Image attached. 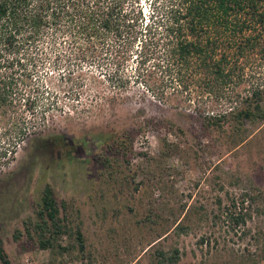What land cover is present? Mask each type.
Segmentation results:
<instances>
[{
    "label": "rangeland",
    "instance_id": "374dc122",
    "mask_svg": "<svg viewBox=\"0 0 264 264\" xmlns=\"http://www.w3.org/2000/svg\"><path fill=\"white\" fill-rule=\"evenodd\" d=\"M74 55L63 45L47 43L31 52H0V72L18 76L25 70L29 86L43 87L35 110L24 112V117L31 125L47 126L28 134L14 160L0 165V240L10 263L149 264V256L163 246L179 248V264H238L247 254L264 264V122L247 124L240 135L231 136L227 126L224 132L204 133L193 109L161 104L133 80L113 102L108 98L113 87L105 79L94 83L91 78L106 68L73 61L54 65L55 58ZM123 70L129 76L134 64ZM79 72L84 81L74 86L72 78ZM67 74L71 80L61 77ZM245 75L246 86L263 84L264 58L250 61ZM150 118L171 120L184 135H171L164 127L141 129ZM131 131L134 143L128 164L111 158L114 173L109 178L102 165L106 144L94 138L103 135L110 143ZM59 135L65 139L62 146L54 141ZM164 138L178 147L169 158L161 155L159 140ZM46 184L56 201L65 203L62 214L81 229L86 241L83 258L74 252L52 257L27 238L24 221L35 220ZM246 196V223L237 233H228L224 219L214 216L228 198ZM178 223L187 227L179 236L172 231ZM167 230L169 235L159 238ZM17 232L21 236L15 240ZM201 238L208 241L202 250Z\"/></svg>",
    "mask_w": 264,
    "mask_h": 264
},
{
    "label": "trees",
    "instance_id": "16d2710c",
    "mask_svg": "<svg viewBox=\"0 0 264 264\" xmlns=\"http://www.w3.org/2000/svg\"><path fill=\"white\" fill-rule=\"evenodd\" d=\"M46 43L63 45L75 53L66 60L55 58L54 65L73 61L106 68L91 78L94 83L105 79L113 87L108 96L113 102L124 95L119 92L127 81L133 80L161 104L193 109L204 133L224 132L227 126L231 136L240 135L247 131V124L264 122V82L245 85L248 63L264 58V0H0V52H31ZM129 63L134 64V71L126 76L123 68ZM19 73L0 72V165L14 160L17 147L28 134L47 128L45 123L31 125L24 117V112L35 110L36 96L43 87L29 86L27 72ZM61 77L71 80L73 76ZM83 77L81 72L74 76V86H81ZM152 126L164 127L171 135H184L181 127L166 119H146L140 128ZM133 132L110 143H105L103 135L94 138L99 145L106 144L108 152L102 165L109 178L114 173L111 158L118 163L125 159L128 164ZM54 141L62 146L65 139L59 135ZM160 141L165 158L178 149L165 138ZM249 197L228 198L223 208L218 200L221 211L214 219L223 218L228 233H237L240 225H245L249 213L243 206ZM65 211V203L59 204L46 184L35 220L24 221L25 234L52 257L74 252L83 258V233L62 214ZM168 230L159 238L165 239ZM172 231L179 236L187 227L178 223ZM20 236L17 232L14 239ZM62 238L73 243L64 245ZM207 243L201 238L200 250ZM181 258L179 248L161 246L149 256L148 263L179 264ZM0 264H11L1 240ZM238 264L258 261L247 254L241 255Z\"/></svg>",
    "mask_w": 264,
    "mask_h": 264
}]
</instances>
